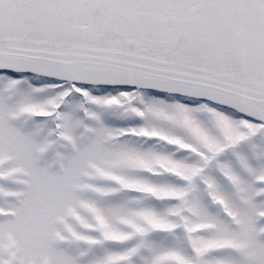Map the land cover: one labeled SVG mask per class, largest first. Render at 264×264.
Returning <instances> with one entry per match:
<instances>
[{
    "label": "snow or ice",
    "instance_id": "1",
    "mask_svg": "<svg viewBox=\"0 0 264 264\" xmlns=\"http://www.w3.org/2000/svg\"><path fill=\"white\" fill-rule=\"evenodd\" d=\"M0 264H264V0H0Z\"/></svg>",
    "mask_w": 264,
    "mask_h": 264
}]
</instances>
